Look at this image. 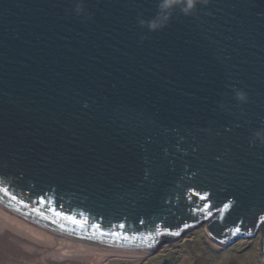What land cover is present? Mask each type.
I'll list each match as a JSON object with an SVG mask.
<instances>
[{"label":"water","instance_id":"95a60500","mask_svg":"<svg viewBox=\"0 0 264 264\" xmlns=\"http://www.w3.org/2000/svg\"><path fill=\"white\" fill-rule=\"evenodd\" d=\"M181 8L0 0V264H140L204 222L264 256V0Z\"/></svg>","mask_w":264,"mask_h":264},{"label":"rangeland","instance_id":"374dc122","mask_svg":"<svg viewBox=\"0 0 264 264\" xmlns=\"http://www.w3.org/2000/svg\"><path fill=\"white\" fill-rule=\"evenodd\" d=\"M204 222L175 241L160 245L140 264H264L261 228L256 236L226 246L215 242Z\"/></svg>","mask_w":264,"mask_h":264},{"label":"clouds","instance_id":"9594fccd","mask_svg":"<svg viewBox=\"0 0 264 264\" xmlns=\"http://www.w3.org/2000/svg\"><path fill=\"white\" fill-rule=\"evenodd\" d=\"M200 2L201 0H162V7L164 9H169L179 4L182 5L181 11L185 15H189L195 10L197 4ZM157 27H159V25L156 22L150 24L151 30H156Z\"/></svg>","mask_w":264,"mask_h":264},{"label":"snow or ice","instance_id":"6c2138e0","mask_svg":"<svg viewBox=\"0 0 264 264\" xmlns=\"http://www.w3.org/2000/svg\"><path fill=\"white\" fill-rule=\"evenodd\" d=\"M5 194H7V191L5 190ZM13 199H15V197H13ZM77 221L73 220V223H76ZM187 227V225H186ZM236 232L238 233L239 232V229L236 230ZM101 235H113V236H116L117 234L116 233H101ZM124 239H127V237H124Z\"/></svg>","mask_w":264,"mask_h":264},{"label":"bare ground","instance_id":"6f19581e","mask_svg":"<svg viewBox=\"0 0 264 264\" xmlns=\"http://www.w3.org/2000/svg\"><path fill=\"white\" fill-rule=\"evenodd\" d=\"M214 240V239H213ZM216 242V241H215ZM218 243V242H217ZM220 244V243H219Z\"/></svg>","mask_w":264,"mask_h":264}]
</instances>
